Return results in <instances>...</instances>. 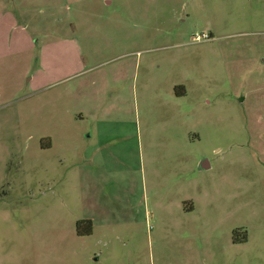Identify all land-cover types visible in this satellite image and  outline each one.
I'll use <instances>...</instances> for the list:
<instances>
[{"label":"rangeland","instance_id":"rangeland-1","mask_svg":"<svg viewBox=\"0 0 264 264\" xmlns=\"http://www.w3.org/2000/svg\"><path fill=\"white\" fill-rule=\"evenodd\" d=\"M109 1L0 0V264H264V0Z\"/></svg>","mask_w":264,"mask_h":264},{"label":"trees","instance_id":"trees-1","mask_svg":"<svg viewBox=\"0 0 264 264\" xmlns=\"http://www.w3.org/2000/svg\"><path fill=\"white\" fill-rule=\"evenodd\" d=\"M92 232V222L90 219H80L76 222L77 235H89ZM236 236L233 235V242H236Z\"/></svg>","mask_w":264,"mask_h":264},{"label":"crops","instance_id":"crops-1","mask_svg":"<svg viewBox=\"0 0 264 264\" xmlns=\"http://www.w3.org/2000/svg\"><path fill=\"white\" fill-rule=\"evenodd\" d=\"M67 1H69V0H67ZM107 2H110L109 0H107ZM53 7V8H52ZM54 7H59V6H57V5H55V6H50L49 8H52V10L54 9ZM66 7V6H65ZM17 8V10L21 13V9H19L20 8V6H19V8L18 7H16ZM60 8V7H59ZM66 11H68L69 12V9L67 8L66 9ZM5 12H8L7 10H5ZM8 16H10V15H8ZM56 21V19H52V21H51V25H53V22H55ZM11 22L14 24V25H16L18 22H21V23H24V25H25V27L24 28H27V25L25 24V23H27V21L25 20V17L24 16H22L21 15V19H20V21H16L15 20V17L14 16H11ZM34 32L32 33V35L34 36V34H36L37 32H38V30L37 29H35V30H33ZM47 34H50V32H47ZM61 39H68L69 41H70V39L69 38H65V37H62ZM37 41V40H36ZM62 41V40H61ZM88 152V153H87ZM90 151H87L86 150V155H89L90 156Z\"/></svg>","mask_w":264,"mask_h":264},{"label":"water","instance_id":"water-1","mask_svg":"<svg viewBox=\"0 0 264 264\" xmlns=\"http://www.w3.org/2000/svg\"><path fill=\"white\" fill-rule=\"evenodd\" d=\"M204 165L201 164V167H203Z\"/></svg>","mask_w":264,"mask_h":264}]
</instances>
